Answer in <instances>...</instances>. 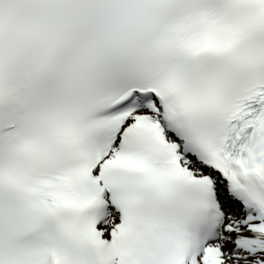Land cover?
Listing matches in <instances>:
<instances>
[{
  "label": "snow or ice",
  "instance_id": "6c2138e0",
  "mask_svg": "<svg viewBox=\"0 0 264 264\" xmlns=\"http://www.w3.org/2000/svg\"><path fill=\"white\" fill-rule=\"evenodd\" d=\"M0 264H264V0H0Z\"/></svg>",
  "mask_w": 264,
  "mask_h": 264
}]
</instances>
